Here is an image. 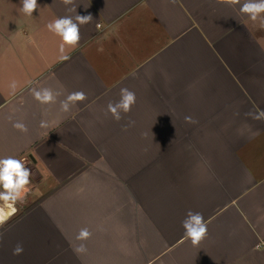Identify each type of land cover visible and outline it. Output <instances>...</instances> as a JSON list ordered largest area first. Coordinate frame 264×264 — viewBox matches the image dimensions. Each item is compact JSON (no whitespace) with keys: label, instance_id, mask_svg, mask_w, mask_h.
I'll return each instance as SVG.
<instances>
[{"label":"crops","instance_id":"0c3cea01","mask_svg":"<svg viewBox=\"0 0 264 264\" xmlns=\"http://www.w3.org/2000/svg\"><path fill=\"white\" fill-rule=\"evenodd\" d=\"M38 4L29 17L0 0V158L32 171L0 264H264V122L245 115L264 109L260 19L221 0ZM77 14L93 19L61 54L46 25ZM125 87L136 104L116 121L107 105ZM41 88L61 95L40 104ZM74 91L87 99L65 113ZM188 210L208 226L195 246Z\"/></svg>","mask_w":264,"mask_h":264},{"label":"clouds","instance_id":"9594fccd","mask_svg":"<svg viewBox=\"0 0 264 264\" xmlns=\"http://www.w3.org/2000/svg\"><path fill=\"white\" fill-rule=\"evenodd\" d=\"M65 5L73 3V0H62ZM221 2L227 3L231 6L240 4V12L246 14L253 22L260 19L261 27L264 28V0H245L241 4V0H221ZM22 7L21 12L31 17L35 11L38 10V0H21ZM73 9H69L72 11ZM93 19L91 14L79 15L77 14L75 20L71 16L58 17L47 23L46 28L49 32L60 37L61 43L59 45V51L61 54L65 52V48H76L80 42V25H85L91 22ZM100 25L97 24V28ZM63 60L69 59L68 55H62ZM16 82L12 81L10 84L13 92L16 89ZM32 95L36 101L40 104H52L55 103L57 97L61 95L60 92H54L50 88H41L39 90L32 89ZM87 99V95L84 91H74L67 95V97L60 101V108L63 112L67 113L71 110V107L75 106L77 102H83ZM136 104V94L128 88L120 89L119 101H109L107 105V111L111 113L112 117L116 121L122 119L121 113H129L132 107ZM253 120L264 122V109H259L256 112L249 111L245 114ZM185 121L187 123H195L191 116H186ZM134 123V122H130ZM40 126L42 128L47 127L45 121H41ZM13 127L20 132H27L28 128L23 122L13 123ZM31 176L32 171L25 166L22 159L14 156H6L0 158V227H3L9 220L14 217L19 209L16 207L17 203L25 199L28 193L31 191ZM181 226L184 229L183 238L191 241L192 245H198L204 240L208 234L207 222L201 212H194L188 210L185 218L181 222ZM92 233L88 228H81L76 236L78 241H87L91 237ZM3 239V233H0V240ZM73 251L76 254H82L87 251L85 243H80L75 246ZM24 252L23 244L18 242L12 250L14 256L21 255Z\"/></svg>","mask_w":264,"mask_h":264}]
</instances>
